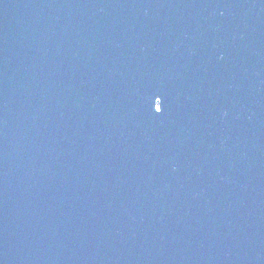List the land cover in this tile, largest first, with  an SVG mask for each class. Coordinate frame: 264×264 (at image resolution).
<instances>
[{"label":"water","instance_id":"1","mask_svg":"<svg viewBox=\"0 0 264 264\" xmlns=\"http://www.w3.org/2000/svg\"><path fill=\"white\" fill-rule=\"evenodd\" d=\"M0 264H264V0H0Z\"/></svg>","mask_w":264,"mask_h":264},{"label":"snow or ice","instance_id":"2","mask_svg":"<svg viewBox=\"0 0 264 264\" xmlns=\"http://www.w3.org/2000/svg\"><path fill=\"white\" fill-rule=\"evenodd\" d=\"M155 111H156L157 113L162 112L161 101H160V100H159V107H157V108L155 109Z\"/></svg>","mask_w":264,"mask_h":264}]
</instances>
